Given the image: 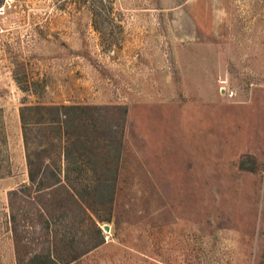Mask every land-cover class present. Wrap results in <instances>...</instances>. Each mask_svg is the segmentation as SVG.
Segmentation results:
<instances>
[{"label":"rangeland","instance_id":"374dc122","mask_svg":"<svg viewBox=\"0 0 264 264\" xmlns=\"http://www.w3.org/2000/svg\"><path fill=\"white\" fill-rule=\"evenodd\" d=\"M210 11L227 21L217 45ZM23 105H36L28 151L76 166L80 201L48 236L19 222L26 252L55 241L59 264H264V0H0V264H15Z\"/></svg>","mask_w":264,"mask_h":264},{"label":"trees","instance_id":"16d2710c","mask_svg":"<svg viewBox=\"0 0 264 264\" xmlns=\"http://www.w3.org/2000/svg\"><path fill=\"white\" fill-rule=\"evenodd\" d=\"M43 106V105H42ZM36 105H23L20 107L19 115L22 122V139L26 150V181L17 185V187L7 192L8 221L11 239L13 243V253L15 264H59L58 258L51 255L52 250L58 248L57 242H49L45 253L26 252L31 245L29 238H25L19 232V222L29 226L34 230L40 228L46 232V236L50 234V229L59 219L56 216V210L62 212L67 205L72 202L74 205L80 201L73 189L74 185L70 184V174L78 171L74 166L71 171L68 170V162L64 159L52 160L46 158V155L40 151H28V143L24 132V112L30 109H36ZM45 108V107H44ZM28 142V143H27ZM88 171H93V165H80ZM89 166V167H87ZM94 184L85 186L86 190H92ZM63 195L62 197H60ZM58 197V198H57ZM83 212L90 218V225L95 234V215L90 209L82 208ZM93 214V219L89 215ZM97 221H102L97 218ZM31 233V234H32ZM96 237L90 239L89 247H95L103 242V234L101 229L96 227ZM55 242V243H54ZM80 253V252H79ZM78 253V254H79ZM73 255L69 258L61 259L62 261L73 260L78 256Z\"/></svg>","mask_w":264,"mask_h":264},{"label":"crops","instance_id":"0c3cea01","mask_svg":"<svg viewBox=\"0 0 264 264\" xmlns=\"http://www.w3.org/2000/svg\"><path fill=\"white\" fill-rule=\"evenodd\" d=\"M217 14H223V13H215V12H212L210 11V14H209V25H210V35H213V43L215 45H217V43H221L224 41V39H226L225 37L227 36V21H224L223 20V23L221 22L222 21V18L217 15ZM187 20L190 22V21H193L194 23V27L193 29H197V26H198V20H199V16L197 17H194V15L192 13H187ZM226 18V17H225ZM226 20V19H225ZM220 22V23H218ZM221 25V27L219 29H217V25ZM194 30V31H195ZM219 37V38H218Z\"/></svg>","mask_w":264,"mask_h":264},{"label":"built area","instance_id":"2783aa9c","mask_svg":"<svg viewBox=\"0 0 264 264\" xmlns=\"http://www.w3.org/2000/svg\"><path fill=\"white\" fill-rule=\"evenodd\" d=\"M102 229H103V226H102ZM108 230H109V229H108ZM108 232H109V231H106V230L103 229V233H104V237H103V238H104V239L107 238V234H108Z\"/></svg>","mask_w":264,"mask_h":264},{"label":"water","instance_id":"95a60500","mask_svg":"<svg viewBox=\"0 0 264 264\" xmlns=\"http://www.w3.org/2000/svg\"><path fill=\"white\" fill-rule=\"evenodd\" d=\"M103 229L104 230H108L109 229V226L107 224H103Z\"/></svg>","mask_w":264,"mask_h":264}]
</instances>
